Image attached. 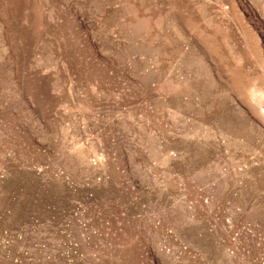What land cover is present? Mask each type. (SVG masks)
<instances>
[{
	"label": "rangeland",
	"instance_id": "rangeland-1",
	"mask_svg": "<svg viewBox=\"0 0 264 264\" xmlns=\"http://www.w3.org/2000/svg\"><path fill=\"white\" fill-rule=\"evenodd\" d=\"M0 264H264V0H0Z\"/></svg>",
	"mask_w": 264,
	"mask_h": 264
}]
</instances>
